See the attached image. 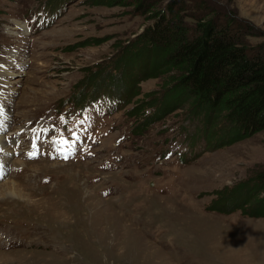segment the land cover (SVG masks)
Segmentation results:
<instances>
[{"label":"rangeland","instance_id":"rangeland-1","mask_svg":"<svg viewBox=\"0 0 264 264\" xmlns=\"http://www.w3.org/2000/svg\"><path fill=\"white\" fill-rule=\"evenodd\" d=\"M151 1L166 10L175 0ZM183 1L189 27L196 19H218V26L235 20L248 48L264 55V0ZM138 4L0 0V106L7 114L1 136L8 151L0 185H12L0 188V264H264V218L217 206L224 192L264 170V133L210 151L206 138H198L183 164L156 162L154 155L172 143L194 145L188 107L147 125L130 114L139 112L146 93L165 97L161 80L144 81L132 104L95 114L112 128L95 147L97 157L25 159L16 146L27 122L71 106L76 91L92 92L89 74L112 69L118 52L152 26V11ZM44 8L56 16L34 21ZM229 126L223 120L219 129ZM123 133L127 138L116 146ZM111 155L116 166L101 169Z\"/></svg>","mask_w":264,"mask_h":264},{"label":"trees","instance_id":"trees-1","mask_svg":"<svg viewBox=\"0 0 264 264\" xmlns=\"http://www.w3.org/2000/svg\"><path fill=\"white\" fill-rule=\"evenodd\" d=\"M137 1L139 8L152 11V26L118 52L110 63L113 70L100 68L89 74L94 80L89 84L92 92H84V88L76 91L73 99L81 104L107 90L129 105L142 95L144 81L161 80L165 97L161 100V94H155L160 91L146 93L137 106L139 112H133L136 107L131 110L130 114L143 119L142 124L162 120L176 107H188L199 133L208 142L217 138V145L211 144L215 149L231 145L238 136L264 133V55L250 50L243 35L235 32V25L240 30L241 25L231 19L218 26V19L207 18L196 19L195 26L189 27L185 22L188 16L181 14L186 5L183 0L172 1L166 10L159 8V2ZM152 94V100H147ZM223 120L229 122L227 132L219 129ZM261 192L264 170L251 182L224 192L217 206L224 213L241 210L251 218H264Z\"/></svg>","mask_w":264,"mask_h":264},{"label":"bare ground","instance_id":"bare-ground-1","mask_svg":"<svg viewBox=\"0 0 264 264\" xmlns=\"http://www.w3.org/2000/svg\"><path fill=\"white\" fill-rule=\"evenodd\" d=\"M13 56H15V55H13ZM0 141L1 142H3V139H2V136L0 135ZM5 145V144H4ZM122 145H123V143H122ZM5 151L6 152H8L7 150H6V145H5ZM10 153V152H9ZM7 156H5V158H4V162H6L7 161V158H6ZM25 158V157H24ZM64 165V164H63ZM39 167H40V165L39 166H36L35 167V169L34 170H36V171H39ZM35 171V172H36ZM2 181V179L0 180V182ZM11 186L12 185H10L9 183H6L5 185H0V188H4V189H9V188H11ZM154 187V186H153ZM1 194V193H0Z\"/></svg>","mask_w":264,"mask_h":264},{"label":"built area","instance_id":"built-area-1","mask_svg":"<svg viewBox=\"0 0 264 264\" xmlns=\"http://www.w3.org/2000/svg\"><path fill=\"white\" fill-rule=\"evenodd\" d=\"M152 111H153V109H152ZM217 141H218L217 138L211 140L210 142H208L207 139H206L205 140V146L207 148V151H210V148H215V147L211 146V144L215 143L217 145V143H218ZM204 150H205V147H204Z\"/></svg>","mask_w":264,"mask_h":264},{"label":"snow or ice","instance_id":"snow-or-ice-1","mask_svg":"<svg viewBox=\"0 0 264 264\" xmlns=\"http://www.w3.org/2000/svg\"><path fill=\"white\" fill-rule=\"evenodd\" d=\"M33 147L35 148V145H33ZM28 155L30 156V158H32V157H34L36 155V153L35 152H30Z\"/></svg>","mask_w":264,"mask_h":264}]
</instances>
